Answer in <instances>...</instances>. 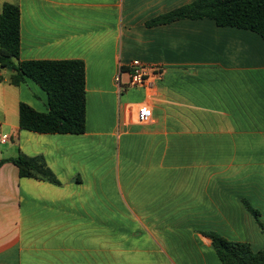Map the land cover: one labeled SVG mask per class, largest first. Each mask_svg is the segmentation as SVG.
Here are the masks:
<instances>
[{"label": "crops", "instance_id": "obj_1", "mask_svg": "<svg viewBox=\"0 0 264 264\" xmlns=\"http://www.w3.org/2000/svg\"><path fill=\"white\" fill-rule=\"evenodd\" d=\"M194 1L0 0L21 10L20 60H81L87 93L86 133L30 132L20 105L47 112V94L0 72V264H222L207 232L264 251L245 207L264 224V40L210 19L147 26ZM134 60L161 74L131 88ZM20 153L62 185L21 178Z\"/></svg>", "mask_w": 264, "mask_h": 264}, {"label": "trees", "instance_id": "obj_2", "mask_svg": "<svg viewBox=\"0 0 264 264\" xmlns=\"http://www.w3.org/2000/svg\"><path fill=\"white\" fill-rule=\"evenodd\" d=\"M185 19H210L219 27L249 30L264 40V0H196L146 24L156 27ZM0 46V70L11 71L9 83L19 87L30 79L48 97L47 112L37 111L25 103L20 105V128L39 134L86 133L85 63L81 60L21 61V10L18 4L6 3L2 7ZM9 161L18 168L21 178L62 185L42 156L29 157L20 153ZM245 207L264 234L260 212L248 202ZM204 234L211 239L222 264H264V251H254L248 243L229 241L215 232Z\"/></svg>", "mask_w": 264, "mask_h": 264}, {"label": "built area", "instance_id": "obj_3", "mask_svg": "<svg viewBox=\"0 0 264 264\" xmlns=\"http://www.w3.org/2000/svg\"><path fill=\"white\" fill-rule=\"evenodd\" d=\"M159 67H153L144 64L139 60H134L130 66V87L131 88H144L149 82L150 74L158 73L161 74ZM118 82L120 79L117 80ZM153 119V111L149 105L144 104L140 107L137 122L139 124H148ZM8 137L4 136L3 142Z\"/></svg>", "mask_w": 264, "mask_h": 264}, {"label": "rangeland", "instance_id": "obj_4", "mask_svg": "<svg viewBox=\"0 0 264 264\" xmlns=\"http://www.w3.org/2000/svg\"><path fill=\"white\" fill-rule=\"evenodd\" d=\"M7 70H5V69H1L0 70V72L1 73H5ZM128 80V77H127V75L125 74V75H123V81H127ZM35 86H37V85H35ZM41 92H43L41 89H39ZM45 94V93H44ZM38 103H40L41 104V102L40 101H38V100H36ZM130 225H131V223H130Z\"/></svg>", "mask_w": 264, "mask_h": 264}]
</instances>
